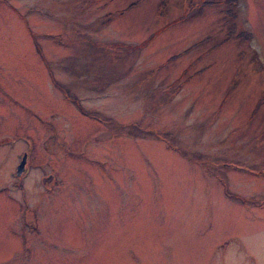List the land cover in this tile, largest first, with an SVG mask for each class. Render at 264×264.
<instances>
[{
	"label": "rangeland",
	"instance_id": "374dc122",
	"mask_svg": "<svg viewBox=\"0 0 264 264\" xmlns=\"http://www.w3.org/2000/svg\"><path fill=\"white\" fill-rule=\"evenodd\" d=\"M0 264H264V0H0Z\"/></svg>",
	"mask_w": 264,
	"mask_h": 264
},
{
	"label": "water",
	"instance_id": "95a60500",
	"mask_svg": "<svg viewBox=\"0 0 264 264\" xmlns=\"http://www.w3.org/2000/svg\"><path fill=\"white\" fill-rule=\"evenodd\" d=\"M25 160H26V153H24V154L22 155L21 161H20V163L17 165V168H16L17 171H16V173H19V172L21 171V169H22V167H23V164H24Z\"/></svg>",
	"mask_w": 264,
	"mask_h": 264
},
{
	"label": "flooded vegetation",
	"instance_id": "af4514ba",
	"mask_svg": "<svg viewBox=\"0 0 264 264\" xmlns=\"http://www.w3.org/2000/svg\"><path fill=\"white\" fill-rule=\"evenodd\" d=\"M33 41H34V39H33Z\"/></svg>",
	"mask_w": 264,
	"mask_h": 264
}]
</instances>
